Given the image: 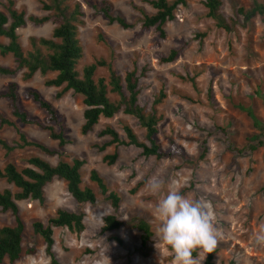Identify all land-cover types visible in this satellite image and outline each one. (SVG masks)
<instances>
[{"label": "rangeland", "instance_id": "374dc122", "mask_svg": "<svg viewBox=\"0 0 264 264\" xmlns=\"http://www.w3.org/2000/svg\"><path fill=\"white\" fill-rule=\"evenodd\" d=\"M14 1L15 7L27 16L51 13L43 9L47 0ZM67 1L80 2L85 13L78 29L84 52L78 69L104 60L106 65L99 66L96 72L99 78L108 77L111 67L124 76L136 66L149 65L151 70L140 83V103L149 108L164 91L166 97L157 105L161 115L158 138L166 151L174 142L183 147L185 155L145 157L133 145H112L100 151L96 144L102 145L109 139L98 134L106 124L124 136L123 125L128 123L142 140L145 129L134 116L120 112L112 118L102 117L93 131L83 134V96L70 90L57 98L61 88L44 84L55 73L38 72L27 81L22 77L24 70L13 76L0 75V93L11 81L18 82L22 107L44 121L45 111L25 96L27 88L39 89L56 106L59 121L53 124L54 128L63 131L68 140L62 157L47 155L36 147L7 154L0 146V167L10 160L21 167L27 166L29 156H40L53 164L60 159L82 158L86 160L82 168L83 186L93 187L97 194L94 204L78 203L68 192L66 182L54 178L45 187L43 204L38 200L19 201L26 223L24 254L15 263L6 259L3 264H175L170 247L158 235L161 221L156 211L158 202L173 183L181 185L182 194L188 198L210 203L214 210L220 238L213 264H264V244H257L255 239L264 230V146L251 149L250 140L257 130L249 115L240 108L241 104L252 105L264 120V14L247 13L252 8V0H222L221 11L231 26L225 29L207 15L203 0H187L185 5L178 6L175 19L166 23V35L161 37L155 27L144 29L142 26L143 13L155 11L146 0H109L114 14L124 16L132 24L129 28L110 22L90 5L102 0ZM259 2L264 4V0ZM55 26L53 21L43 24L28 21L18 30L24 51L33 48L32 37H50ZM0 42L8 40L0 38ZM174 48L179 50L178 58L170 63L161 62L160 57ZM15 64L12 54L0 55V65ZM0 110L14 118L8 100L0 98ZM19 127L29 138L51 148L58 147V141L47 130L21 123ZM0 138L13 144L18 136L14 128L4 127L0 129ZM115 150L119 153L116 163L104 162L103 156ZM92 169H97L110 189L121 196L117 211L90 180ZM153 178L165 183L159 197L149 190ZM137 185L136 192H132ZM7 187L16 190L0 178V189ZM59 208L84 211L85 230L77 234L66 227H55L56 261H53L32 223L35 220L47 223ZM110 213H116L123 225L101 233L103 217ZM140 218L149 221L154 232L145 248L135 226ZM14 223L10 212L0 210V225ZM27 249H34L35 253L28 254ZM207 255L193 254L202 260L201 264Z\"/></svg>", "mask_w": 264, "mask_h": 264}, {"label": "trees", "instance_id": "16d2710c", "mask_svg": "<svg viewBox=\"0 0 264 264\" xmlns=\"http://www.w3.org/2000/svg\"><path fill=\"white\" fill-rule=\"evenodd\" d=\"M155 10L153 13H143L142 26L144 29L155 27L161 37H165V25L175 19L176 10L179 5H185L187 0H146ZM252 8L247 13L264 14V4L259 0H252ZM208 9L207 15L212 17L219 27L230 29L228 20L223 15L222 0H203ZM0 38H6L7 43L0 42V55L12 54L15 59V66L0 65V75L13 76L20 70H24L23 79L31 80L38 72L47 75L55 73L52 78L44 81L47 87H57L61 90L56 94L61 98L68 91L83 96L84 123L81 127L83 134L94 130L102 117L112 118L120 112L134 116L140 125L145 129L144 140L140 139L135 130L128 124L123 125L125 135L123 136L115 127L106 124L99 136H108L102 145L96 144L100 151H105L107 147L115 145L135 146L141 149V155L145 157L155 156L157 158L169 157L174 154L185 155L183 147L172 143L171 149L166 151L161 145L158 133L161 115L157 105L166 97L161 91L154 99L153 105L146 108L140 103L141 86L143 78L147 77L151 70L149 65L134 67L128 70L124 76L119 74L112 67L108 77L96 78L99 66L106 65L104 60H99L86 65L82 70L78 69V63L83 57V46L78 37L79 24L83 22L85 15L82 4L77 1L67 0H47L43 9L51 11L44 16L29 15L15 7L14 0L7 3L0 0ZM90 5L110 22H117L124 28H129L132 24L124 16L115 15L113 3L109 0L101 2H91ZM241 12L247 14L243 9ZM248 16V18H250ZM28 21L34 24H43L53 21L56 26L50 37H32V49L24 51L18 30L25 26ZM179 56V50L174 48L167 55H162L160 61L170 63ZM194 81V79H192ZM260 93V92H259ZM110 94L116 96L115 99ZM25 96L36 103L40 109L45 111L47 117L44 121L31 116L21 104L19 94V83L11 81L5 91L0 93V98L8 100L9 108L14 118H10L0 110V129L12 127L16 130L18 138L13 144L0 138V146L9 154L17 149L26 147H36L50 156L62 157L65 153V146L68 140L63 131H56L54 123H58L59 114L56 106L43 93L33 87L25 91ZM244 110L253 121L257 133L250 140V147L253 150L264 146V120L257 114L252 105L241 104ZM19 123L24 125H36L49 132L52 139L58 141L57 148H51L46 144L31 139L27 133L19 127ZM205 153V152H204ZM119 158V153H107L103 156V161L112 165ZM27 166H19L14 161H8L0 167V178L8 184L13 185L16 190L10 187L0 189V210L10 212L14 217L13 225H0V264L5 260L15 263L24 254V237L26 223L21 216L19 201L38 200L41 204L45 202V187L54 178L62 179L67 184L68 192L78 203H91L97 201V194L93 187L83 186L82 168L86 163L85 159L74 158L72 161L60 159L56 164L40 157L29 156ZM90 180L94 182L101 191V194L110 201L112 207L117 211L121 205V196L118 192L111 190L104 177L97 169L90 172ZM139 185L133 188L136 192ZM86 213L84 211H73L67 208H59L54 216H50L47 223L35 220L32 223L35 233L42 236L46 243V253L56 261V253L53 250L55 245L54 228L66 227L71 232L80 234L85 230ZM123 221L116 213H110L103 217L101 233L110 232L122 227ZM141 233L142 246L148 247L153 239V229L149 221L144 218L138 219L135 224ZM117 241L119 238L114 236ZM28 254H34V249H27ZM194 252L193 254H195ZM216 250L209 253L204 264H213Z\"/></svg>", "mask_w": 264, "mask_h": 264}, {"label": "clouds", "instance_id": "9594fccd", "mask_svg": "<svg viewBox=\"0 0 264 264\" xmlns=\"http://www.w3.org/2000/svg\"><path fill=\"white\" fill-rule=\"evenodd\" d=\"M181 185L168 186L167 195L158 202L156 211L161 221L158 235L170 247L175 264H201L194 252L206 256L216 250L220 234L210 203L193 200L181 192ZM165 183L159 178L149 182L152 195L159 197ZM256 243L264 244V230L256 235Z\"/></svg>", "mask_w": 264, "mask_h": 264}]
</instances>
